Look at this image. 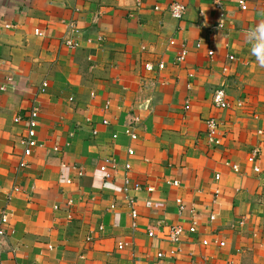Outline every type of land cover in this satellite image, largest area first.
I'll return each mask as SVG.
<instances>
[{
  "label": "crops",
  "instance_id": "crops-1",
  "mask_svg": "<svg viewBox=\"0 0 264 264\" xmlns=\"http://www.w3.org/2000/svg\"><path fill=\"white\" fill-rule=\"evenodd\" d=\"M222 1L0 0V264H264V66L249 39L264 0ZM217 89L230 108L213 104ZM32 106L42 145L20 168Z\"/></svg>",
  "mask_w": 264,
  "mask_h": 264
},
{
  "label": "built area",
  "instance_id": "built-area-1",
  "mask_svg": "<svg viewBox=\"0 0 264 264\" xmlns=\"http://www.w3.org/2000/svg\"><path fill=\"white\" fill-rule=\"evenodd\" d=\"M137 2H139V0H137ZM213 3H214L216 8H218L219 10H222V6H223L222 0H213ZM239 6L241 9H245L246 3L243 0H239ZM169 11L173 17L180 19L185 12V6L180 2H173L169 6ZM222 15L223 14L220 13L221 17H222ZM68 26H69L70 30L77 31L75 23L73 21L70 22ZM219 26H222L221 22L219 23ZM35 31L38 32V29H35ZM173 42L174 41H171V43H173ZM66 43L70 46H74L76 44L73 39H67ZM208 53L212 54V51H209ZM186 54H187V51L185 48H183L179 52V54L177 55L176 60L182 61ZM164 66H165V64L162 61H160L157 64V67L159 69H163ZM145 68L147 70H151V69H153V65L151 63H146ZM46 86H47V81H43L41 83L39 91L44 92ZM3 90H5V86L1 85L0 91H3ZM218 96L220 98L219 101L217 100ZM212 100H213V104L219 108L226 109V108H230V106H231L230 102L226 98V94H225L223 89L215 90L213 93V96H212ZM185 107L188 108L189 105L186 104ZM38 111H39V109L37 106H32L31 109L25 115V120H26L25 134L23 135V138H21V140H20L22 147H23L22 158L19 161V167L20 168L27 167V165H28L27 157H29L31 155L33 148L36 146L42 145V142H40L36 137V127L38 125V118H37L38 117ZM206 124H207V134L210 137V139H212L213 135L216 131L217 121L214 118H210L206 121ZM128 128H129V130H128L129 137L131 139H135L136 133L134 131V126L131 124L130 126H128ZM113 136L115 137V135H113ZM52 149L54 151H58L59 147L53 146ZM127 154L128 155L134 154V150L132 147L127 148ZM255 158H256V154L251 155L248 159H249V161H254ZM61 165L64 166L65 164L63 163ZM117 165H118V163L113 156H107L103 159L102 163L99 166V169L102 172L103 177L105 179H109L114 175V172L116 170ZM232 169L236 172L239 170L237 165H232ZM257 169L258 168L255 167V170H257ZM214 178L218 179L219 174H215ZM67 182H70V180H67ZM167 183L171 184L172 186H178L179 185V181L176 179L168 180ZM129 185H131L130 181L128 180L127 177H124L123 190L125 192L128 191ZM133 187L136 190L140 188L138 183H135L133 185ZM147 190L151 191L152 187L147 186ZM218 192H219V190H217V188H216L214 190V193L218 194ZM127 201L129 203V206L131 207V215L133 218H135L137 216L136 208L134 206L135 198L133 196L127 195ZM176 202L178 203V213L181 214L183 212L185 206H184V204L180 198H176ZM58 207H59L58 205H55V209ZM191 212H192V215L195 214V210L193 208L191 209ZM10 214H11V212L9 211V209L6 206H4L0 209V233H3V230H5V225L8 223ZM209 216H210V219L213 220L214 215H209ZM166 229H167L166 235L171 242H177L181 238L183 231H184V228L178 223L170 224ZM189 231L193 232L194 228L190 227ZM156 232H157L156 229H150L148 231V234L150 236H154L156 234ZM202 243L204 245H207V244H209V240L205 239L202 241ZM223 244H224V242H222V241L219 242V245H223ZM47 248L51 249V245L50 244L47 245ZM158 256L161 257L162 253H158ZM124 264H132V263H124Z\"/></svg>",
  "mask_w": 264,
  "mask_h": 264
},
{
  "label": "clouds",
  "instance_id": "clouds-1",
  "mask_svg": "<svg viewBox=\"0 0 264 264\" xmlns=\"http://www.w3.org/2000/svg\"><path fill=\"white\" fill-rule=\"evenodd\" d=\"M257 39V43L253 44L252 54L257 57L261 66H264V21L259 22L254 29L249 32V39ZM219 96L217 100L219 101Z\"/></svg>",
  "mask_w": 264,
  "mask_h": 264
}]
</instances>
